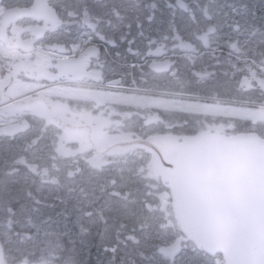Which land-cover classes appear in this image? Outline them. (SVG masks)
<instances>
[{"label": "flooded vegetation", "instance_id": "1", "mask_svg": "<svg viewBox=\"0 0 264 264\" xmlns=\"http://www.w3.org/2000/svg\"><path fill=\"white\" fill-rule=\"evenodd\" d=\"M193 1L109 0L101 30L97 31L99 38L95 51L98 59L93 54V60H90L89 49L93 46L86 44L90 41V35L95 33L88 26L91 25L95 10L93 3L96 0H90L89 3L86 0L83 3L79 0H66V6L64 0H0V75L5 69H12L18 74L13 78L12 84L4 89L8 95V106H0V166H12L13 172H17L19 167L24 169L38 166L42 161L51 165L59 162L58 165L66 166L63 182L69 183L73 188L78 187L79 190L68 188L65 204L60 208L63 212L56 227L54 246L56 260L60 264L67 261L73 264H128L117 243H100L99 237L77 225V206H73L72 197H75L76 203L83 193L82 186L83 190L92 187L97 195H112L118 199L117 213L109 208L102 209L106 221H101L100 225L103 228L108 224V229L115 235L118 230L127 229V224H130L129 232H125V238L130 243L124 249L127 256H139L140 244L157 236L156 239H151V245H155L160 239L159 232L162 245L170 244L179 236L177 226L173 223L169 189L162 174L159 171L157 173L154 168L157 173L154 183L150 184V190L142 192L141 188L147 182L134 179L139 178V170L142 173L146 171L145 166L152 168L154 165L158 170L159 167L176 165L174 161L182 156L189 144L200 137L216 133L231 135L250 132L259 122L260 118H255L251 112H210L196 116L198 122L193 123L191 114L139 98H157L164 94L165 99H171L167 93L180 90L177 80L171 75L174 69H179L177 75L186 90L207 87L213 83L225 84L220 82L225 80L226 83L233 84L226 93L220 90L221 95H234L238 99L255 94L253 90L244 91L239 86L240 80L250 75L249 69L255 71L260 79H264V72L258 71L254 62V50L242 45L247 44L243 36L232 35L239 34L242 26L234 24L235 31L232 32L218 31L207 23L195 28L192 21H196V17L192 11L198 3L192 5ZM43 4L51 7L52 14L43 11ZM12 7L24 8L26 11L7 13ZM83 7H86L87 15L81 17ZM224 10L229 11L227 7L215 12L221 17L225 16L228 21L239 20L236 14H222ZM206 19L211 21L210 16ZM239 21L246 23L243 19ZM220 24L223 25V20ZM219 35L222 37H216ZM153 40L155 43H152ZM112 41L115 42V47L112 46ZM75 42L84 47L75 50ZM129 48L135 54L130 53ZM157 49H160V54H155ZM260 50L261 53L264 52V49ZM150 52L153 54L150 55ZM189 55L195 59V63L188 59ZM81 58L89 68L85 83L87 94L84 93L83 98L73 101L53 92H45L55 105L54 111H45L34 100L25 99L28 96L35 97L37 92L43 91L39 87L25 91L26 85L55 87L46 76L36 79L42 64L49 66V73H55L57 64L78 65ZM165 60L173 62L167 71L157 72L150 67L153 63L159 64ZM102 63L105 64L103 69L100 68ZM133 64L136 67H131ZM112 68L124 74L122 84L101 87L95 73L109 75ZM205 70L214 71L215 76L206 77L197 84L198 77L194 72ZM142 75L147 80L146 85L141 81ZM133 77L136 78L137 85L149 90L130 92ZM17 79L22 83L17 84ZM73 80L74 75L60 82L71 85ZM252 83L255 84L256 81L253 80ZM113 92L123 94L115 97ZM107 94L110 98H105ZM114 100L122 103L119 106L123 110L120 107L111 109L109 104ZM241 116L248 123L241 120ZM185 119L189 120L186 125L182 123ZM9 125L20 126L14 132H5L4 128ZM129 132L141 136L136 141L137 147H132L125 139ZM149 135L153 137L152 140L148 139ZM141 142L149 151L139 148ZM129 172L134 176H130L131 179L122 184V178L129 175ZM87 179L91 183L88 184ZM133 195L136 198L131 199ZM137 211L141 215L140 219H145L144 224L140 219L134 224L128 223V212L135 214ZM154 212L161 214V217H154ZM93 215L92 211L85 213L89 218ZM95 229L99 231L100 227ZM165 229H176L175 237L163 239ZM87 233L91 237L88 246L85 245ZM75 237L78 238L75 240ZM78 241L83 244H78ZM97 242L103 246L105 253V258L99 260L96 259L94 246ZM191 244H183V250ZM72 246H75L76 253L71 250ZM193 251L198 250L193 248ZM202 254L208 256L204 252ZM220 257L212 256L215 264H222Z\"/></svg>", "mask_w": 264, "mask_h": 264}, {"label": "water", "instance_id": "2", "mask_svg": "<svg viewBox=\"0 0 264 264\" xmlns=\"http://www.w3.org/2000/svg\"><path fill=\"white\" fill-rule=\"evenodd\" d=\"M188 148L163 170L184 232L226 264H264V139L207 136Z\"/></svg>", "mask_w": 264, "mask_h": 264}, {"label": "rangeland", "instance_id": "3", "mask_svg": "<svg viewBox=\"0 0 264 264\" xmlns=\"http://www.w3.org/2000/svg\"><path fill=\"white\" fill-rule=\"evenodd\" d=\"M195 3H198V4H197V7H195L192 11V13L196 17V21H192L193 26L195 28H200L202 27L203 24L207 23L209 24V26L213 25L215 29L218 31H231L232 32L231 27L233 28V26L238 25V24L241 25L242 30L245 31L246 34L241 30L239 34H232V35L233 36L239 35L245 38L244 42H247V44H242V45L244 46L246 45L254 50V53H255L254 62L258 66L257 70L260 72H264V57L262 56V53L260 50L262 49V47H264V0H194L192 2V5ZM64 6H66V0H64ZM227 7L229 11L224 10L222 11V14L224 12L236 14L239 20L243 19L246 23L241 22L239 20L228 21L225 16H223L224 17L223 18L221 17V15H218V12L217 13L215 12L216 10L223 9V8L225 9ZM81 12H80V16H81ZM208 16L211 17V21H208L206 19V17ZM221 20H223V25L220 24ZM216 37H222V36L219 35ZM220 82H223L225 84H218V85H224L227 88V90H228V87L233 84L232 82L226 83L225 80L220 81ZM220 90L224 91V89H220ZM113 93H115L114 95L115 97L123 94V93H117V92H113ZM109 96L110 95L107 94L105 98H110ZM139 98L141 97L139 96ZM121 104L122 103L114 100V101H111L109 105L111 109H114V108L117 109L118 107H120L119 105ZM120 109L122 108L120 107ZM251 113L255 115V118H260L258 120L259 122L264 123L263 115L258 114L255 111H251ZM248 116H251V115H248ZM16 159H15V162H16ZM26 168L27 167H25L24 169H22L21 167L18 168L20 172L27 174L25 178H27V176L30 175L36 169V166H30L27 169ZM145 169L146 171L142 173L139 170V178L138 177L134 178L136 180H139V182H141V180H143L144 183L147 182V185H144L141 188L142 192H144L145 189L150 190V184L154 183L155 177L157 176V173L153 168H149L145 166ZM118 172H121V170H118ZM130 176H134V174L129 172V175L122 178L121 183L122 184L127 183L131 179ZM40 178L52 181V178H50L49 175L47 176L41 175ZM99 180H102V178H99ZM86 182H88V184L91 183V181H89L88 179L86 180ZM71 189L75 191L79 190L78 187L76 188L71 187ZM81 193H82L81 196L77 199L76 203L74 202V205H73V206H77L75 216L78 219L77 225L79 226V228L88 229V231H91L93 234L99 237L100 243L104 241L113 242L114 245L117 243V245L120 247V250L124 252L122 256L126 257L129 264H148L149 262L148 260L145 259V257H142V256L139 257L140 254L139 256H133V255L127 256V251L124 249V247L128 245L130 242L125 238V232H129L128 230L131 227L130 224H127V229L118 230V233H116L115 235L113 234L112 230H109L110 228L108 229L107 227L108 224L104 226L103 228L100 225L101 221L102 222L106 221V215L103 213L102 209L109 208L117 213L119 210L118 205H117L118 199L112 195H97L92 187H87L85 190H83V186H82ZM137 193L139 194V191ZM32 195H33V191H32ZM9 196L10 197L14 196L12 192V188L10 189ZM27 196H28L27 200H29V193ZM133 198H136V195H133L131 199ZM8 200L10 199L8 198ZM88 211L94 212L93 217L89 218L85 216V213ZM128 215L129 216L126 218L128 223L134 224L136 221H138L141 218V215L139 214L138 211L135 214H131L130 212H128ZM152 215L156 218L161 217V214L156 213V212H154ZM125 217L126 216H124V218ZM5 219L7 222H9V224H11V227H14V223L15 222L17 223L21 219V216L17 217L15 221H11L9 217H6ZM140 220H143L142 223L144 224L145 219H140ZM149 220H151L150 216H149ZM150 225L151 227H153L151 223ZM97 226L100 227L99 231L95 229V227ZM0 228L2 229V234L5 237L6 236L5 233H9V232L5 231V228H3L2 226V222H0ZM9 234L12 235L11 233ZM112 236H114V240H112ZM77 238L78 237H75V240ZM89 238L91 237L87 233L85 236L86 246L89 245ZM152 238L156 239L157 236H152L151 238H148L144 244L146 247L151 245ZM17 239H20V237H18ZM99 242H97L98 244L96 245L94 244V246H96V259L98 260L100 258L102 259L105 258L103 246ZM78 244L81 245L83 244V242L78 241ZM71 250L74 253L77 252L75 246H72ZM156 252H157V264H215L214 260L204 257L200 253L190 255V250H186L185 253L180 258H178L174 263L162 257L158 253V250ZM7 256H9L7 260L11 264H34L32 261L22 258L20 255L14 254L12 252H10ZM62 264H73V263L71 261H67ZM152 264H155V263H152Z\"/></svg>", "mask_w": 264, "mask_h": 264}, {"label": "snow or ice", "instance_id": "4", "mask_svg": "<svg viewBox=\"0 0 264 264\" xmlns=\"http://www.w3.org/2000/svg\"><path fill=\"white\" fill-rule=\"evenodd\" d=\"M151 19V17L149 18ZM123 40V37H121ZM112 46L115 47V42L112 41ZM131 43V42H130ZM152 43H155L153 40ZM205 46H207V41L205 42ZM235 47V45H233ZM128 51L132 54H135L131 48ZM194 51V49H193ZM89 52L96 54L98 59V53L94 49H89ZM150 55L153 54L152 52L149 53ZM155 54H160V49L156 50ZM119 56V53H117ZM188 59L195 63V59L189 55ZM106 63V62H105ZM173 63L172 61L165 60L162 63L156 64L153 63L150 65L155 71L163 72L167 71L170 67V64ZM48 65L42 64L38 70L39 74L37 75L36 79L39 80L40 76H46L52 84H57L63 79L70 78L73 74L77 71L76 65H64V64H57L56 65V72L49 73L48 72ZM105 64H100V68L103 69ZM131 67H136L135 64L131 65ZM235 67V65H233ZM179 69H174L171 75L177 80L179 91H171L168 92L167 95L172 97L171 99H165L164 94L160 97L152 98V97H141V99H149L152 102L157 103L159 106L165 108H172L184 112L186 114H191L193 119L191 122L197 123L198 121L195 119L196 116L201 114L207 115L210 112L212 114H227V113H245L255 111L258 114L264 115V79H260L256 72L252 69H249V76H245L240 80V88L244 91L253 90L255 92L254 95H249L244 99H238L237 97L229 96L227 94L221 95L220 89H224L225 93L227 92V88L224 85L218 84H211L207 87H196L192 90H186L184 83L180 82L179 76L177 75ZM228 75L227 72L224 73ZM96 77L98 78V83L101 87H110L113 84H122L124 80V74H120L117 69L112 68L109 70V75H103L100 72L95 73ZM194 75L198 77L197 84H200L205 80V78H211L215 76L214 71H202V72H194ZM234 75V74H233ZM18 74L14 72L12 69H5L3 70V74L0 75V106L7 107L8 106V95L4 89H7L10 84H12L13 78L17 77ZM255 80L256 83L253 84L252 81ZM141 81L146 85L147 80L144 76H141ZM16 83H22L18 79ZM42 88L43 91H39L36 93L35 97H25L26 100H34L35 104L40 106L45 111H54L55 105L50 100V97L45 95V92L51 93L54 89L50 86L46 85H39V84H30L26 85L24 90L31 91L34 88ZM149 89L147 87H142L137 85L136 78L133 77L131 81V86L129 91L132 93L136 92H145ZM158 119V117H155ZM241 120L245 123L248 121L241 116ZM184 125L189 123V120L185 119L182 121ZM231 126V125H230ZM125 139L131 144L132 147H137L136 144L137 140L141 139L139 134L129 132ZM149 140H152V136H148ZM177 164V167H180V160L177 159L174 161ZM153 169L155 166H151ZM142 170V169H141Z\"/></svg>", "mask_w": 264, "mask_h": 264}]
</instances>
